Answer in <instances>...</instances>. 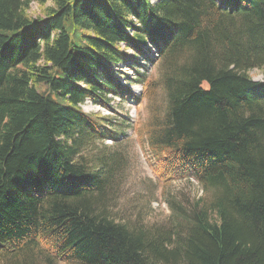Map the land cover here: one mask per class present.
<instances>
[{
	"label": "trees",
	"instance_id": "obj_1",
	"mask_svg": "<svg viewBox=\"0 0 264 264\" xmlns=\"http://www.w3.org/2000/svg\"><path fill=\"white\" fill-rule=\"evenodd\" d=\"M0 0V264H264V0ZM153 52V53H152ZM153 58H152V57ZM158 62L133 95L117 66ZM258 69L263 78L254 79ZM148 102L153 173L195 179L208 204L179 229L116 221L83 148L112 131L86 113Z\"/></svg>",
	"mask_w": 264,
	"mask_h": 264
},
{
	"label": "rangeland",
	"instance_id": "obj_2",
	"mask_svg": "<svg viewBox=\"0 0 264 264\" xmlns=\"http://www.w3.org/2000/svg\"><path fill=\"white\" fill-rule=\"evenodd\" d=\"M51 5L52 0H47L43 6L31 2L27 13L32 18L43 17L44 8ZM135 67L142 77L135 76V70L122 65L117 69L124 73L120 77L126 78L132 94L141 95L143 87L137 79L147 82L157 76L158 62L139 58ZM250 74L254 79L263 78L258 69L251 70ZM81 107L86 113L107 118L106 123L114 131L83 148V155L92 161L94 169L103 171L104 165L110 164L111 184L104 205L112 218L128 225L136 223L141 227L172 231L179 229L177 209L190 208L199 200L202 204L209 203L210 193L204 192L195 179L163 182L153 173L145 139L137 134L138 124L148 117L146 99L138 103L132 96L123 99L116 96L110 102L111 109L89 100ZM34 261L42 264L37 257ZM52 264L66 263L55 261Z\"/></svg>",
	"mask_w": 264,
	"mask_h": 264
}]
</instances>
